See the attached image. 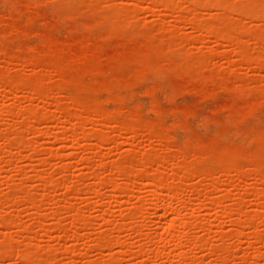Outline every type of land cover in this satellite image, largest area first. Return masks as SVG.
Here are the masks:
<instances>
[{
  "label": "rangeland",
  "instance_id": "374dc122",
  "mask_svg": "<svg viewBox=\"0 0 264 264\" xmlns=\"http://www.w3.org/2000/svg\"><path fill=\"white\" fill-rule=\"evenodd\" d=\"M209 1L0 0V264H264V0Z\"/></svg>",
  "mask_w": 264,
  "mask_h": 264
},
{
  "label": "bare ground",
  "instance_id": "6f19581e",
  "mask_svg": "<svg viewBox=\"0 0 264 264\" xmlns=\"http://www.w3.org/2000/svg\"><path fill=\"white\" fill-rule=\"evenodd\" d=\"M151 1H153V2H156L157 0H151ZM217 0H212L211 2L213 3V4H215V5H218L217 3L218 2H216ZM259 1H261V2H259ZM259 1H257V2H259L260 4H262L263 3V0H259ZM210 1H209V3L210 4H212ZM258 4V3H257ZM260 4H258V5H260ZM168 7V6H167ZM196 25H197V27L198 28H202V29H207V26L203 23V22H196ZM222 37L223 38H225V39H231L232 38V36L230 35V34H228V33H224V34H222ZM233 39V38H232ZM39 87V86H38ZM38 87H35L34 86V88H36V89H33L34 90V92H35V94L36 95H41V96H43V94H44V91H43V89L41 88H38ZM71 98H72V96H71ZM75 100H76V97L74 98ZM78 99V98H77ZM73 99H71V101H72ZM81 100V99H80ZM85 100V99H84ZM96 101V100H95ZM73 102H74V100H73ZM79 102V101H78ZM82 103V102H81ZM94 103V102H93ZM75 104V103H74ZM89 105V104H88ZM88 105H86V106H88ZM95 105V104H94ZM91 106V105H90ZM99 107H101V106H99ZM85 109H86V107H85ZM90 109H92V108H90ZM97 108H95V110H96ZM102 108H100V110H101ZM99 110V111H100ZM106 110H108V109H106ZM104 113V112H103ZM102 114V113H101ZM101 114H100V116H101ZM103 115V114H102ZM105 118H102L103 120L105 119H107L108 118V112H107V114L106 115H103ZM107 116V117H106ZM186 170H188V169H186ZM189 171V170H188ZM125 174V173H124ZM155 182L156 183H158V180H155ZM156 185H158V184H156ZM6 222V221H5ZM7 224V223H6ZM175 226H176V222L175 221H173V222H171L170 223V228L171 229H174L175 228Z\"/></svg>",
  "mask_w": 264,
  "mask_h": 264
}]
</instances>
